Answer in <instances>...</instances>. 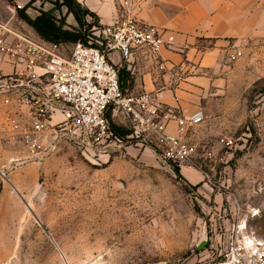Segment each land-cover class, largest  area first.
I'll list each match as a JSON object with an SVG mask.
<instances>
[{
  "label": "rangeland",
  "instance_id": "rangeland-1",
  "mask_svg": "<svg viewBox=\"0 0 264 264\" xmlns=\"http://www.w3.org/2000/svg\"><path fill=\"white\" fill-rule=\"evenodd\" d=\"M32 2L31 17L50 10L84 32L61 0ZM225 48L180 176L155 147L134 143L91 156L61 141L25 158L0 126V264H217L242 245L238 223L264 239V26Z\"/></svg>",
  "mask_w": 264,
  "mask_h": 264
},
{
  "label": "built area",
  "instance_id": "built-area-1",
  "mask_svg": "<svg viewBox=\"0 0 264 264\" xmlns=\"http://www.w3.org/2000/svg\"><path fill=\"white\" fill-rule=\"evenodd\" d=\"M32 1L27 6L14 1L10 15L0 17V126L24 148L25 158L76 141L91 156L134 143L155 147L169 164L194 159L196 144L187 133L203 122L204 109L187 112L164 102L161 87L128 90L119 82V62L140 55L157 62L159 51L172 46L166 28L138 18L132 3L123 0L112 21L86 13L84 38L66 49L64 41L42 37L16 12ZM170 122L176 132L169 130ZM222 140L232 142L230 136ZM257 212L253 208L250 215ZM238 231L245 233L242 245L233 243L231 254L217 264H264V239L246 221L236 225Z\"/></svg>",
  "mask_w": 264,
  "mask_h": 264
},
{
  "label": "crops",
  "instance_id": "crops-1",
  "mask_svg": "<svg viewBox=\"0 0 264 264\" xmlns=\"http://www.w3.org/2000/svg\"><path fill=\"white\" fill-rule=\"evenodd\" d=\"M12 11L14 1L1 0ZM101 22L112 21L123 0H78ZM138 18L166 28L174 37L171 47L159 51L158 61L136 56L130 63L119 62L123 89L161 87L163 101L193 112L202 107L200 94L222 83L220 56L230 41H239L264 26V0H129ZM28 12V7L25 10ZM18 13V10H16ZM11 13V12H10ZM232 49H228L231 51ZM115 59L118 54L114 53ZM9 69L8 64H1ZM203 108V107H202ZM168 128L176 132L170 122ZM186 171V169H184ZM195 175L192 167H187Z\"/></svg>",
  "mask_w": 264,
  "mask_h": 264
},
{
  "label": "trees",
  "instance_id": "trees-1",
  "mask_svg": "<svg viewBox=\"0 0 264 264\" xmlns=\"http://www.w3.org/2000/svg\"><path fill=\"white\" fill-rule=\"evenodd\" d=\"M28 3H26V6ZM61 3L67 7V10L73 14L77 23L82 27L85 23L86 13H91L96 17L94 13H92L86 6L82 5L78 0H61ZM18 14L23 17L38 34L46 39L55 41H75L84 38L85 32H83L80 27L72 29L64 27L63 22L56 19L50 10H42L35 16L31 17L26 13L25 7H23L18 9ZM119 129L122 133L126 132V129L123 127H119ZM172 167L177 175L180 176L179 166L177 164H172Z\"/></svg>",
  "mask_w": 264,
  "mask_h": 264
},
{
  "label": "bare ground",
  "instance_id": "bare-ground-1",
  "mask_svg": "<svg viewBox=\"0 0 264 264\" xmlns=\"http://www.w3.org/2000/svg\"><path fill=\"white\" fill-rule=\"evenodd\" d=\"M260 239V238H259Z\"/></svg>",
  "mask_w": 264,
  "mask_h": 264
}]
</instances>
